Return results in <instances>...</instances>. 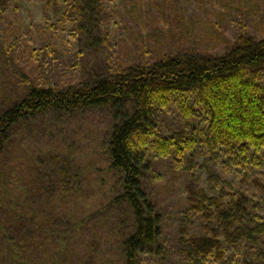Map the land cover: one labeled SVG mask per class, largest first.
I'll return each mask as SVG.
<instances>
[{"label": "trees", "instance_id": "1", "mask_svg": "<svg viewBox=\"0 0 264 264\" xmlns=\"http://www.w3.org/2000/svg\"><path fill=\"white\" fill-rule=\"evenodd\" d=\"M24 1L0 0V21ZM47 1L56 6L61 0ZM64 2L75 14L69 20L75 35L96 47L102 39L101 21L108 13L112 16L109 0ZM243 30L222 54L177 51L155 62L128 63L107 74H93L65 87L41 84L23 71L15 48L0 30V181L20 131L26 134L51 115L62 121L93 110L106 111L113 121L109 168L117 173L119 187L106 208L130 211L133 217L120 236L123 264H143L145 254L160 258L162 217L145 182L148 153L154 150L164 157L176 149L183 157L184 152L179 141L159 135V110L181 100L184 115L190 118L197 114L192 105L199 106L208 117L212 144L228 150L238 146L244 155L250 149L264 152V38ZM186 145L195 147L196 138ZM39 166L27 160L21 182H0V264H91L89 252L78 250V220L62 216L54 207L56 194L82 190L77 172L60 164L57 176L49 180L50 170ZM186 196L199 225L178 233L176 250L185 264H264L260 202L228 190L227 182H219L212 191L192 182Z\"/></svg>", "mask_w": 264, "mask_h": 264}, {"label": "rangeland", "instance_id": "2", "mask_svg": "<svg viewBox=\"0 0 264 264\" xmlns=\"http://www.w3.org/2000/svg\"><path fill=\"white\" fill-rule=\"evenodd\" d=\"M64 1L53 6L47 0H26L0 21V30L21 60L19 66L47 86L76 85L93 74H107L128 63L155 62L177 51L222 54L243 28L264 38V0H109L112 16L108 13L101 21L100 43L89 47L75 35L69 21L75 14ZM192 106L197 114L190 118L184 115L181 100L156 115L159 135L179 141L184 156H178L176 149L164 157L154 150L148 153L145 182L150 198L157 202L162 232L160 258L145 254L143 264H185L176 241L181 228L193 231L199 225L186 196L192 182L211 191L219 182H227L228 190L245 193L264 206V152L250 149L244 155L238 146L228 150L212 144L207 115ZM112 126V118L103 110L62 121L47 116L26 134H17L0 181L21 182L27 160L50 170L49 180L57 176L60 164L75 170L82 190L56 194L54 207L62 216L78 220V250L89 252L91 264H123L120 236L133 221L130 211L106 208L119 191L117 173L108 162ZM192 138L196 145L188 149L186 142Z\"/></svg>", "mask_w": 264, "mask_h": 264}]
</instances>
